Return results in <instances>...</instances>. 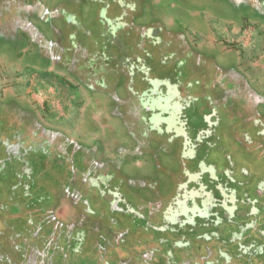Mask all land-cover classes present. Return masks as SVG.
<instances>
[{
  "label": "rangeland",
  "instance_id": "rangeland-1",
  "mask_svg": "<svg viewBox=\"0 0 264 264\" xmlns=\"http://www.w3.org/2000/svg\"><path fill=\"white\" fill-rule=\"evenodd\" d=\"M58 4L79 19L78 43L86 50L93 45L113 71L109 88L116 103L105 100L100 105L106 124L82 121L80 126L91 130L96 125V136L108 142L100 140L97 145L110 156L117 158V150L122 152L120 159L103 161L100 153L87 155L82 146L66 148L72 176L87 177L101 167L113 171L109 187L115 185L119 191L124 213L99 214L93 204L99 194L84 190L91 206L86 223H99L93 231L83 224L69 227L80 232L86 248L71 259L72 264H97L90 258L95 257L91 248L102 230L118 239L122 233L120 246L132 262L139 249L145 250L134 264H213L216 259L222 260L220 264L230 259L233 264L246 263L248 257L235 256L236 248L238 254L264 248L260 243L244 246L242 242L246 235L258 242L264 237L258 235L264 231V109L257 107L264 105V86H253L259 74L253 67L256 52L252 48L254 39L260 43L261 38L251 26L239 31L240 14L246 8L235 5V0H60ZM16 6L14 0L0 3V32L5 35L13 29L9 21L23 11L22 5ZM112 24V29L105 30ZM32 35L40 39L33 30ZM82 37L86 42L80 41ZM186 44L189 49L183 53L181 46ZM229 45L236 49L238 63ZM14 70L19 72L14 80L16 92L27 91L39 105L44 102L50 126H66L71 119L73 123L75 114L80 119L83 105L78 99L73 102L74 92L47 90L40 83L32 87L30 70L19 64ZM12 71L7 70L9 79L15 76ZM2 106L6 105L0 103V112ZM10 110L20 116L18 108ZM86 113L89 117L90 112ZM30 117H14L18 122L13 127L23 123L32 129L34 122L35 129ZM28 118L30 126L24 124ZM58 157L52 158L54 168L61 167L65 158ZM83 157L102 161L103 166H84L79 162ZM39 172L35 168L31 173L29 197L47 206L50 199L45 198L49 194L45 189L53 190L61 183L51 179L44 189ZM137 179L142 183H136ZM2 192L7 193L0 185ZM17 192L12 196L14 206ZM11 202L7 198L6 203ZM18 218L20 213L13 217ZM171 239L177 248L174 255L164 253L173 247ZM194 243L201 251L207 248L205 259L192 257ZM217 248L222 258L217 257ZM151 253L156 259H151ZM111 254V264H118V255ZM258 259L254 264H261Z\"/></svg>",
  "mask_w": 264,
  "mask_h": 264
},
{
  "label": "flooded vegetation",
  "instance_id": "flooded-vegetation-1",
  "mask_svg": "<svg viewBox=\"0 0 264 264\" xmlns=\"http://www.w3.org/2000/svg\"><path fill=\"white\" fill-rule=\"evenodd\" d=\"M58 1L60 0H14L17 9L19 5H22L23 11L17 13V18L9 21L13 27L10 34L5 35L0 32V103L6 105L1 107L2 112H0V185L4 186L8 193L0 194V262L6 264H19V262L21 264H72L71 259L86 248L83 247L80 232L70 230L69 227L83 224L93 231V227H98L99 223L97 220L96 226L86 223L85 215L90 214L91 206L89 200L83 196L84 190L93 195L99 194V197L95 198V201H98L93 202L99 214H124L119 206L123 198L115 185H113L114 189L109 187L112 186L113 175L110 168L104 171L101 167L102 161L88 160L89 157H83L79 158L82 165H99L101 170L87 177L79 174L72 176L71 160L69 161L64 155L66 148L76 150L82 146L88 152L87 155L93 151L92 155L96 157V154L100 153L105 157L103 161H107V159H120L122 152L118 149L117 158L112 157V153L110 156L109 151L106 152L102 146L97 145L102 142H99L101 139L94 131L98 128L96 125L99 121L103 125L106 124L104 109L100 106L101 101L116 103V98L112 99L114 96L109 88L112 84L109 76L113 71L110 73L104 58L102 59V55L95 52L93 45L90 44L91 48L86 50V46L78 43L79 35L78 32L76 33V28L79 19L58 4ZM6 2H12V0H0V3ZM235 2V5L246 8L240 14L242 22L239 31L251 26L256 29L257 36L261 38L260 43L254 39L252 46L253 51L256 52L253 67L259 74L256 78L258 84L253 86H264V0H235ZM112 27L113 24L105 30ZM32 30L40 36V39L32 35ZM80 41L86 42V39L82 37ZM186 45L181 46L183 53L189 49V44ZM20 47L22 49L19 50ZM223 47L225 48L224 45ZM229 47L238 63L236 49L231 45ZM21 50L25 51L21 52ZM224 52L227 51L224 50ZM18 64L25 70H30V79L32 78L34 82L31 84L32 87L40 83L39 85L47 90L74 92L73 102L76 103L78 99L82 102L80 105H83V108L79 109L82 110L80 119L78 114H75L73 123H70L71 119L66 126H50L47 122L48 117L44 114V102L39 105L27 91L16 92L14 80L17 79L19 72L14 69H17ZM7 70H13L12 73L15 76L11 77L12 79L6 75ZM99 74L105 77H99ZM249 81L251 80H248V84ZM250 85L252 86L251 83ZM102 105L105 107V104ZM259 106L264 109V105H257ZM11 107L18 108L20 116H32L36 123L35 129L34 122H32V129L26 128L23 123L20 128L13 127L15 122H18L14 117L20 118V116L15 111L16 115H13ZM86 111L90 112L89 117ZM82 121L93 122L96 125L89 130L80 126ZM8 122L12 126H9ZM24 124L30 126V119L28 118ZM78 134L80 136H77ZM77 137L81 138V141L77 140ZM101 141L108 144L105 138ZM53 154L57 155L58 159V156L65 157L61 167L52 166ZM35 168L40 170L38 178H44V189L45 182L53 181L51 179H54L57 184L61 183L59 187L52 186L53 190L45 189L49 192L45 198L50 199L47 206L45 202L36 203L29 197V180ZM135 182L142 183V180L137 179ZM15 189L18 191L15 201L17 206L13 205L12 198ZM7 198L12 200L10 204L6 203ZM16 210L20 213V218L17 220L13 219L19 215ZM23 215L32 217H22ZM24 219L28 222L27 224ZM18 220L22 223H18ZM110 220L113 224L117 223L116 218L112 216ZM261 234H264L263 229L258 235L261 237ZM96 235L98 242L91 248L95 252V257L90 258L96 260L97 264H111V253L118 255L120 259L117 261L118 264H134L139 262L142 252L145 251L142 250L143 248L139 249L140 252L138 251L134 257L136 260L132 262V258L126 256L125 249L120 246L123 240L122 233L119 239L111 232L104 230ZM247 236L249 235L244 236L242 241L244 246L251 244L257 246L259 243L264 245L262 242L264 237L259 238L258 242L252 238L247 239ZM171 241L173 247L164 253L171 252L174 255L173 252L177 248H175V242L172 239ZM199 248L200 246L194 243L195 253L193 252L192 257L205 259L208 253L207 248L204 247L202 251ZM220 249L216 250L218 258H222ZM237 251L239 249L236 248L233 252L236 257H248L244 264H254L257 257L261 264L264 263V248L261 251L253 250L240 254L236 253ZM9 254L10 260H8ZM151 259H156L155 253H151ZM221 261L216 259L211 263L220 264ZM231 262L232 259L229 263H225L232 264Z\"/></svg>",
  "mask_w": 264,
  "mask_h": 264
},
{
  "label": "trees",
  "instance_id": "trees-1",
  "mask_svg": "<svg viewBox=\"0 0 264 264\" xmlns=\"http://www.w3.org/2000/svg\"><path fill=\"white\" fill-rule=\"evenodd\" d=\"M260 194H258V196H259ZM228 240H230V238H228ZM236 256V255H235ZM264 256V255H263ZM260 259H262V258H260ZM256 262V261H255ZM232 263V262H231ZM233 264V263H232ZM264 264V263H263Z\"/></svg>",
  "mask_w": 264,
  "mask_h": 264
}]
</instances>
